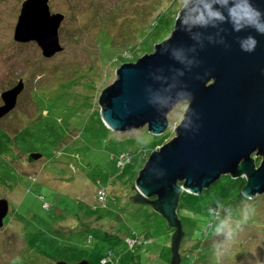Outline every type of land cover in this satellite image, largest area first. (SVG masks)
<instances>
[{"label": "rangeland", "instance_id": "374dc122", "mask_svg": "<svg viewBox=\"0 0 264 264\" xmlns=\"http://www.w3.org/2000/svg\"><path fill=\"white\" fill-rule=\"evenodd\" d=\"M47 1L62 14V47L45 56L34 40L13 38L22 0H0V93L22 81L0 115V264H168L171 230L130 200L131 186L150 151L174 136L186 101L153 134L111 130L97 97L120 63L169 35L186 0ZM243 184L227 174L199 193L181 192L179 264H264V192L247 198Z\"/></svg>", "mask_w": 264, "mask_h": 264}, {"label": "water", "instance_id": "95a60500", "mask_svg": "<svg viewBox=\"0 0 264 264\" xmlns=\"http://www.w3.org/2000/svg\"><path fill=\"white\" fill-rule=\"evenodd\" d=\"M61 18L47 0H22L13 38L34 40L43 55H51L62 47ZM114 74L97 97L101 121L111 130L145 126L161 133L169 108L186 101L174 136L150 151L130 196L173 228L168 264H179L184 231L176 209L182 191L199 193L228 174L243 177V196L264 192V0H186L169 35L150 52L120 63ZM21 88L18 79L0 93V115ZM254 155L260 157L257 166ZM6 212L7 200L0 198V225ZM53 264L90 263L82 257Z\"/></svg>", "mask_w": 264, "mask_h": 264}, {"label": "trees", "instance_id": "16d2710c", "mask_svg": "<svg viewBox=\"0 0 264 264\" xmlns=\"http://www.w3.org/2000/svg\"><path fill=\"white\" fill-rule=\"evenodd\" d=\"M156 22V21H155ZM152 40L153 41H155V40H158V38H157V36H156V34L152 37ZM140 53H136V55L138 56ZM135 57V56H134ZM134 57L132 58V59H134ZM129 58H131V57H128V59ZM125 59H127V58H125ZM13 86V85H12ZM11 87V86H10ZM133 194V193H132ZM100 197V196H99ZM131 200V199H130ZM132 201V200H131ZM177 215H178V213H177ZM178 218H179V216H178ZM180 219V218H179ZM180 221H181V219H180ZM166 222V221H165ZM181 226H182V222H181ZM168 227V226H167ZM168 228H170V227H168ZM183 229V228H182ZM170 230L172 231L173 230V228H170ZM150 241V240H149ZM169 253H170V251H169ZM170 256V255H169ZM100 260H101V258H100Z\"/></svg>", "mask_w": 264, "mask_h": 264}, {"label": "clouds", "instance_id": "9594fccd", "mask_svg": "<svg viewBox=\"0 0 264 264\" xmlns=\"http://www.w3.org/2000/svg\"><path fill=\"white\" fill-rule=\"evenodd\" d=\"M2 219H3V218H2ZM245 219H247V217H246ZM2 223H3V222H2ZM1 225H2V224H1ZM1 225H0V226H1ZM228 238H229V239L232 238V233H231V232L228 233Z\"/></svg>", "mask_w": 264, "mask_h": 264}]
</instances>
